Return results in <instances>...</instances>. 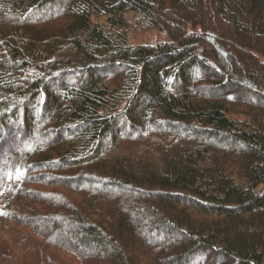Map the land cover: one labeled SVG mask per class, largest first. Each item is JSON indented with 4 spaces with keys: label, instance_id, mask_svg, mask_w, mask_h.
<instances>
[{
    "label": "trees",
    "instance_id": "trees-1",
    "mask_svg": "<svg viewBox=\"0 0 264 264\" xmlns=\"http://www.w3.org/2000/svg\"><path fill=\"white\" fill-rule=\"evenodd\" d=\"M0 204V264H264V0H0Z\"/></svg>",
    "mask_w": 264,
    "mask_h": 264
},
{
    "label": "rangeland",
    "instance_id": "rangeland-1",
    "mask_svg": "<svg viewBox=\"0 0 264 264\" xmlns=\"http://www.w3.org/2000/svg\"><path fill=\"white\" fill-rule=\"evenodd\" d=\"M131 36L135 37L136 40H140L141 42H154L156 40L161 39L162 34L156 30H152V29H144L141 27H134L133 29L131 28ZM69 79V78H68ZM66 79V80H68ZM53 89L56 88V84L52 85ZM246 94V98L251 100L252 102H256L258 103V100L256 98H254L251 95H247L249 94L248 92L246 93V91L244 92ZM142 108H139V110ZM108 143H110V139L106 140L103 144V146L107 145ZM3 203V202H2ZM1 205V204H0ZM3 206V205H2ZM189 264H197L198 261L196 258H192L189 260L188 262Z\"/></svg>",
    "mask_w": 264,
    "mask_h": 264
},
{
    "label": "snow or ice",
    "instance_id": "snow-or-ice-1",
    "mask_svg": "<svg viewBox=\"0 0 264 264\" xmlns=\"http://www.w3.org/2000/svg\"><path fill=\"white\" fill-rule=\"evenodd\" d=\"M0 214H4V213L0 212Z\"/></svg>",
    "mask_w": 264,
    "mask_h": 264
}]
</instances>
